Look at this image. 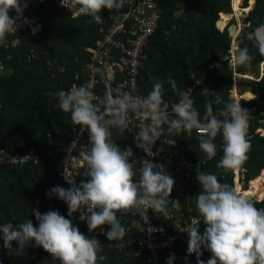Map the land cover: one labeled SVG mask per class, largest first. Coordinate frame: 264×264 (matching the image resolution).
Returning a JSON list of instances; mask_svg holds the SVG:
<instances>
[{
    "label": "trees",
    "instance_id": "obj_1",
    "mask_svg": "<svg viewBox=\"0 0 264 264\" xmlns=\"http://www.w3.org/2000/svg\"><path fill=\"white\" fill-rule=\"evenodd\" d=\"M157 1L160 16L146 46V58L138 68L139 91L147 95L154 83L163 81V98L170 106L178 100V95L168 83L171 76L180 89H186L194 80L210 84V91L201 92L199 85L192 90L194 107L201 117L205 112L206 100L214 99L217 94L224 101L232 102L228 97L232 70L228 67L227 57V50L231 48L229 36L232 39V34L229 27L226 30L223 28L225 24L220 21L222 13L231 11L230 0ZM238 4L248 10L242 18V22H248V25L242 26L236 35L237 47L249 48L254 56L251 66L258 69L254 78L244 72L245 66L236 65L235 69L240 77L253 79L248 90L241 91L245 99L240 98L237 102L249 110L247 138L251 143L248 159L238 171L243 188L239 186L237 191L249 197L244 191L256 179L264 177V118L261 115H264V56L259 55L244 34L252 32L253 26L264 23V0H238ZM32 11L30 20L35 21L33 26H40L37 33L33 35L28 26L7 36L8 47L0 46V60L6 70L4 75H0V150L8 154L21 153L27 147L32 148L37 157L34 162L23 165L0 161V224H18L29 219L36 225L33 208L42 214L48 210L67 213V205L62 204L63 201L55 196H46L42 180L58 164V149L67 142V132L78 126L72 124L68 113L59 109L58 99L52 94L67 91L73 82V75L79 73L84 62L83 48L92 44L99 28L105 27L110 15L117 10H102V24H90L87 22L89 17L79 14L72 16L52 0H38ZM233 21L229 22V26L234 25ZM219 27L223 29L219 30ZM230 31L234 32L235 28H230ZM14 40L16 42L12 44ZM29 52H33L34 57L26 60L25 55ZM74 54L79 56L77 63L72 60ZM213 107L215 110L222 105ZM124 137V132L116 136V130L112 129V139L118 146H124ZM162 137L166 140L169 138L167 135ZM171 139L175 140L174 145L165 143L171 160L184 154L196 164L194 180L184 190L185 196L175 191L174 185L170 193L168 211L181 222L187 216L196 214L194 197L200 191L197 173H214L221 183H228L232 187L234 174L233 171L224 172L217 168V162L223 155L220 135L214 140L217 154L211 160L199 149L195 130L191 136L182 132ZM164 167V171L172 176V165ZM36 195L41 198L37 200ZM172 199L179 204V211L172 207ZM252 201L257 208L264 207V199ZM180 212L182 215H179ZM200 224V231L203 232L202 220ZM136 238V232L127 229L125 237L120 240L123 244L118 247V241H108L104 234L99 235V254L106 257L99 264H148L145 252L139 257L133 254ZM11 243L12 249L9 251L3 247V240L0 239V264H48L49 254L42 247H28L18 255L16 242ZM187 243L188 235L176 237L172 247L160 254L163 264H166L170 254L175 255L173 264H196L195 254L187 253ZM202 252L200 259L207 261L211 253L203 249Z\"/></svg>",
    "mask_w": 264,
    "mask_h": 264
},
{
    "label": "clouds",
    "instance_id": "obj_2",
    "mask_svg": "<svg viewBox=\"0 0 264 264\" xmlns=\"http://www.w3.org/2000/svg\"><path fill=\"white\" fill-rule=\"evenodd\" d=\"M27 3L28 0H0V46L8 47L7 36L14 35L23 25H28L33 35L39 30L38 24L33 26L34 20L23 15ZM124 3L125 0H70L68 8L89 17L90 24H102V10H119ZM10 12L15 15L10 16ZM244 38L264 56V23L245 33ZM253 59L248 47L235 48L234 60L238 66H250ZM101 82L105 86L102 97L96 95L91 83L52 94L58 99L59 109L69 114L72 124L88 133L87 145L79 152L87 178L78 184L66 179L68 188L57 185L45 194L63 201L69 217L79 212V220L86 222L89 233L109 225L103 234L108 241H118L125 237L126 229L117 219V213L139 214L145 223L148 209L168 216L173 177L164 171L163 165L150 159L130 162L129 158L134 155L132 148L121 150L112 139V129L128 130L130 113L142 121L134 140L149 157L155 155L151 146L162 136L167 135L166 143L174 145L171 137H178L182 132L191 136L196 130L198 147L209 160L217 154L215 138L222 137L223 155L217 168L224 172L241 168L248 159L251 148L247 138L249 110L239 103L226 102L217 94L214 99L206 100L201 117L194 107L192 89L178 88L175 79L169 76L168 83L178 95V100L171 105L174 115L170 118L169 103L163 98V81L154 83L145 96L133 95L119 86L112 87L102 75ZM213 105L222 107L214 110ZM135 163L141 165L138 172ZM196 179L200 191L194 203L200 219L182 229L188 235L187 253L195 254L196 264H264V207L257 208L250 197L240 194L228 183H221L214 173L199 172ZM172 207L180 210L179 204ZM32 213L36 225L29 219L18 224H0L4 248L10 251L11 242L15 241L19 255L28 247H42L59 264H99L106 258L98 255L100 241L80 232L58 210L42 214L33 208ZM202 249L211 253L207 261L200 259ZM174 259L175 255L170 254L166 264H173Z\"/></svg>",
    "mask_w": 264,
    "mask_h": 264
},
{
    "label": "built area",
    "instance_id": "obj_3",
    "mask_svg": "<svg viewBox=\"0 0 264 264\" xmlns=\"http://www.w3.org/2000/svg\"><path fill=\"white\" fill-rule=\"evenodd\" d=\"M56 5L67 9L72 16L78 13L75 10L68 8L70 0H52ZM38 3V0H28L27 7L23 15L29 19L33 16V8ZM15 13L11 12L10 16ZM160 16V8L158 7L157 0H125L124 5L120 10L113 12L107 25L98 30L97 37L93 40L92 44L83 48L85 52L84 62L81 64L79 73L73 75V82L67 88V91L73 86L91 83L93 91L98 97H102L105 91L104 83L101 82V75L104 80L109 81L112 87H121L124 91L131 92L133 95L145 96L139 91L137 83L138 68L146 58V46L148 44L150 35L157 28ZM242 26H247L248 22H242ZM260 24L252 27V31ZM28 25H23L19 30L23 31ZM223 28L227 27L224 26ZM222 28V29H223ZM219 29V30H222ZM228 32V31H227ZM239 32V29H238ZM232 37L237 48L236 35ZM228 34V33H227ZM229 36V35H228ZM16 40L11 42L15 43ZM231 38L229 36V43ZM233 49V53L234 50ZM228 53L232 57V52L228 48ZM34 57L33 52L25 55V59L29 60ZM73 62L79 61L77 54L73 55ZM6 70L0 60V75H4ZM232 80L236 73L232 71ZM194 80L186 88L194 89L197 85L201 86V92L210 91V87L205 89L208 83ZM233 83V82H232ZM205 89V90H204ZM240 93V92H238ZM240 98H238L239 100ZM235 102V101H234ZM175 103V102H174ZM167 110L169 117L172 118L174 114L171 112V105ZM129 128L124 131V146H119L121 150L126 147H131L133 156L129 161H141L143 159H150L154 163L163 166L167 164L172 165V177L174 179L175 191H179L181 196H185V189L193 182L194 172L196 169L195 161L188 158L186 155L181 154L175 160H171L170 154L165 148L166 138L161 137L151 146V151L155 153L154 156L149 157L143 148L137 147L134 137L140 130L142 121L134 114H129ZM147 123V121H144ZM167 127V125H165ZM196 132V130H195ZM197 133V132H196ZM67 142L62 145L58 151L60 153L58 164L52 172L47 174L42 180V186L46 190L54 186H62L68 188L66 179L74 180L79 183L80 180L86 179L84 175L85 166L79 157V152L87 145V132H81L79 127L70 129L66 134ZM0 161H6L12 165H23L29 161H35L37 154L32 148H24L21 153H5L0 150ZM139 163L134 164V168L139 170ZM239 169H237L238 175ZM233 174L235 171L233 170ZM234 179V177H233ZM175 193L173 192L172 195ZM175 204V199H172ZM66 205L65 203H62ZM72 221L73 225L78 227L79 231L87 236H94L99 241V235L107 231L109 225H103L102 229L98 228L89 233L86 222L79 220V212L74 213L71 217L67 213H60ZM146 215L148 221L145 223L139 214L133 212L117 213V219L122 223L125 229H133L137 238L135 240V248L133 251L134 256L139 257L143 252L146 254V261L148 264H163L160 254L167 249H170L176 237L187 235L182 231L185 227L189 226L194 220L199 219V214L189 215L181 222L178 217L172 215L168 211V216L164 217L163 214L157 215L152 209H148ZM179 215H182L181 212ZM165 219L169 221L165 222ZM149 228L154 229L149 231ZM131 242V240H127ZM117 246L120 247L123 241L118 240ZM101 255V254H98ZM161 260V261H160ZM48 264H59V261L54 260L49 255Z\"/></svg>",
    "mask_w": 264,
    "mask_h": 264
},
{
    "label": "rangeland",
    "instance_id": "obj_4",
    "mask_svg": "<svg viewBox=\"0 0 264 264\" xmlns=\"http://www.w3.org/2000/svg\"><path fill=\"white\" fill-rule=\"evenodd\" d=\"M235 12H236V15H238V18H237V21H236V17L235 16H233L232 18L233 19H235L234 21H233V23H234V25H235V31H236V29H238V25L240 24V26H239V31L242 29V18H244V16L246 15V13H242L243 11L239 8V9H236L235 10ZM231 18V19H232ZM232 23V22H231ZM215 26V25H214ZM228 33V32H227ZM227 57H228V67L230 68V70H232V71H234V73H237V74H235L234 75V77H233V80L231 81V89L234 87L235 88V90L237 91V92H241V91H244V90H248V88H249V86H250V84H251V82H253L252 80L253 79H251V80H248L247 78H243V77H240L239 76V74H238V72H236V63H235V60H234V55H233V57H231V55L228 53V51H227ZM258 72V69H256V66H245L244 67V72H246V73H248V74H250L251 75V77L252 78H254L255 77V73H256V71ZM259 71H261V70H259ZM231 76H233V74H231ZM233 82V83H232ZM210 87V84H208L206 87H205V89H207V88H209ZM204 89V90H205ZM230 92V91H229ZM228 97L231 99V101L232 102H234V99L233 98H231L230 97V93H228ZM262 115V117L264 118V115L263 114H261ZM261 124L263 125V123H262V121H261ZM264 126V125H263ZM116 130V136H121V132L118 130V129H115ZM258 131H263V130H261V129H259ZM235 171V170H234ZM237 173V170L235 171V174H234V180H235V183H234V181H233V187H235L236 188V190H237V188L239 187V186H241L242 187V181H241V179H240V177H239V175H237L236 174ZM236 177H238V184H237V179H235ZM255 184H257L258 185V187L256 188V187H254L255 186ZM246 186H247V183H246ZM243 188V187H242ZM256 189H259L262 193H263V195H264V177L263 178H258V179H256L251 185H249L248 186V188L246 189L247 191H253V190H256ZM243 191H244V189H242ZM245 194H248L247 192H245ZM248 196V195H247ZM249 197L252 199V200H254V199H256L255 197H251V195L249 194ZM35 198L37 199V200H39L41 197L39 196V195H36L35 196ZM261 199H264V197L263 198H261ZM256 200H259V199H256Z\"/></svg>",
    "mask_w": 264,
    "mask_h": 264
},
{
    "label": "bare ground",
    "instance_id": "obj_5",
    "mask_svg": "<svg viewBox=\"0 0 264 264\" xmlns=\"http://www.w3.org/2000/svg\"><path fill=\"white\" fill-rule=\"evenodd\" d=\"M237 3H238V0H231V4H232V6H233L234 4H236V6H237L236 9H239L240 7L238 6ZM240 9L243 11L242 13H247V10H246L245 8H240ZM225 15H228L229 17H228V16H225V17H224V15H223V16L220 15V17L222 16L221 19H220V21H221L222 23H224L226 27H229L228 30H229V32L232 34V37H234L235 34L238 32V29H239V26H240V24H239V25H238V29H236V31H234V32H231V31H230V28H235V25H231V26H229V22L233 19L232 17L235 16V17H236V21H237V18H238V15H236V12H235V10H234V7H233L232 12H230V13L227 12V14H225ZM231 18H232V19H231ZM219 29H222V28L219 27ZM233 49H234V42H233V39H231V48H230V52H232V57H233V55H234V53H233ZM230 97L233 98L234 101L237 103L238 98H244V93H242V92L238 93V92L235 90V88L233 87L232 90H231V92H230ZM235 171H236V170H235ZM238 173H239V172H238ZM235 179H237L236 181H237V184H238V177H236ZM234 183H235V180H234ZM254 187L257 188L258 185L255 184ZM234 188H235V187H234ZM235 189H236V188H235ZM241 192H242V191H241ZM244 192H247L248 194L251 195V197H255L256 199H261V198L264 197L263 193H262L259 189H256V190H253V191H247V190H245Z\"/></svg>",
    "mask_w": 264,
    "mask_h": 264
},
{
    "label": "crops",
    "instance_id": "obj_6",
    "mask_svg": "<svg viewBox=\"0 0 264 264\" xmlns=\"http://www.w3.org/2000/svg\"><path fill=\"white\" fill-rule=\"evenodd\" d=\"M238 4V3H237ZM230 5H231V11L230 12H232V10H233V7H234V5L232 6V4H231V0H230ZM238 6H239V4H238ZM240 7V6H239ZM240 8H242V7H240ZM246 10H247V8H245ZM234 10H236V9H234ZM248 11V10H247ZM230 12H228V13H230ZM224 14H227V13H222L221 15H224ZM220 18V17H219ZM218 18V19H219ZM235 20V19H234ZM62 91H64V90H62ZM252 97V96H251Z\"/></svg>",
    "mask_w": 264,
    "mask_h": 264
},
{
    "label": "water",
    "instance_id": "obj_7",
    "mask_svg": "<svg viewBox=\"0 0 264 264\" xmlns=\"http://www.w3.org/2000/svg\"><path fill=\"white\" fill-rule=\"evenodd\" d=\"M14 130H16V129H14Z\"/></svg>",
    "mask_w": 264,
    "mask_h": 264
}]
</instances>
